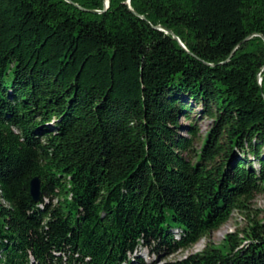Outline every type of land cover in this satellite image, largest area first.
<instances>
[{
    "label": "trees",
    "instance_id": "obj_1",
    "mask_svg": "<svg viewBox=\"0 0 264 264\" xmlns=\"http://www.w3.org/2000/svg\"><path fill=\"white\" fill-rule=\"evenodd\" d=\"M107 1L0 0V264H144L264 194V0ZM164 264H264V216Z\"/></svg>",
    "mask_w": 264,
    "mask_h": 264
},
{
    "label": "rangeland",
    "instance_id": "obj_2",
    "mask_svg": "<svg viewBox=\"0 0 264 264\" xmlns=\"http://www.w3.org/2000/svg\"><path fill=\"white\" fill-rule=\"evenodd\" d=\"M181 123L187 126L191 122L189 120L181 119ZM194 123L198 128V139L196 140L194 147L199 151L202 148V143L212 124V121L201 115L200 117L196 118ZM255 214L258 216V218H262L264 216L263 193L257 194L255 196L251 205V210L248 213H231L227 220L223 222L216 230L212 231L207 236L202 237L189 248L179 249L171 254H164V252H162L159 255H156L148 251V249L139 247L137 249L136 256L140 257L144 264H164L165 262L182 260L190 254L200 253L208 244H211L214 247H221L227 235L245 229L249 224V219H251ZM172 234L174 239H178L179 230L174 229Z\"/></svg>",
    "mask_w": 264,
    "mask_h": 264
},
{
    "label": "water",
    "instance_id": "obj_3",
    "mask_svg": "<svg viewBox=\"0 0 264 264\" xmlns=\"http://www.w3.org/2000/svg\"><path fill=\"white\" fill-rule=\"evenodd\" d=\"M125 4H126L127 8L129 9V11H130L131 13H133L134 15H137V14H136L135 12H133V10L130 8L129 0H127ZM104 5H105V9H106V8L108 7V1H107V0H105ZM90 12H91V13H100V12H96V11H90ZM156 28H157L158 30H160V31L165 32L166 34H170V35H172L173 39H174L175 41H177V42L182 46V48H184L183 45L179 42V39H178L177 37L173 36V34H172L170 31H168L167 29H165V28H163V27H156ZM261 38H262L263 41H264V38H263V37H261ZM184 49H185V48H184ZM28 187H29V194H30L32 200H33L35 203H38V201H39V199H40V197H41V192H40L41 185H40V180H39V178H38V177H34V178H32V179L30 180V182H29Z\"/></svg>",
    "mask_w": 264,
    "mask_h": 264
}]
</instances>
